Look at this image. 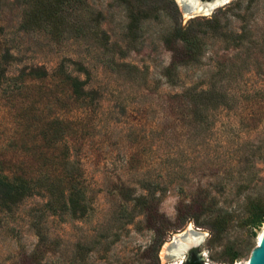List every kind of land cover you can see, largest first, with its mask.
Here are the masks:
<instances>
[{"label": "rangeland", "instance_id": "1", "mask_svg": "<svg viewBox=\"0 0 264 264\" xmlns=\"http://www.w3.org/2000/svg\"><path fill=\"white\" fill-rule=\"evenodd\" d=\"M10 1L0 45L15 49L12 72L64 63L97 96L83 104L56 83L0 94V162L21 169L17 143L38 148L26 165L42 179L30 197L0 207V264H183L194 251L205 264H246L264 228L250 225L258 209L264 214V0H229L199 17L216 16L220 34L204 36L201 63L181 68L175 87L161 39L172 29L166 16L132 43L124 8L86 0L100 19L67 16L54 34L50 26L25 34L22 9ZM192 87L214 89L220 101L197 117L185 106ZM72 160L87 186L76 212L57 185ZM180 236L202 240L172 259Z\"/></svg>", "mask_w": 264, "mask_h": 264}, {"label": "trees", "instance_id": "2", "mask_svg": "<svg viewBox=\"0 0 264 264\" xmlns=\"http://www.w3.org/2000/svg\"><path fill=\"white\" fill-rule=\"evenodd\" d=\"M116 5L125 9L129 22L125 27V36L132 43L143 40L146 35L145 25L151 22H158L166 16L172 22V29L162 36V41L171 53V64L166 70L173 87L177 86L176 78L181 68L197 66L201 63L204 54V36L208 33L212 35L220 34L218 19L195 18L183 25L179 7L174 0H114ZM6 4H11L10 0H0V11ZM13 5V4H11ZM16 8L22 9L20 21V31L31 33L40 30L42 27L50 26L53 34L58 32L65 25L67 16L76 17L79 21H85L95 17L87 6L86 0H17ZM100 15L96 16L100 19ZM80 22L73 26L76 30H83ZM85 24V28H88ZM6 36L4 25L0 23V37ZM0 45V94L12 95L13 98L19 90L32 83H53L62 84L67 87L68 93L72 99L83 104H89L94 101L97 92L91 89L88 81L81 79L69 71L68 66L64 63L54 69H49L44 65H30L20 69L17 74L12 72V66L18 61L14 54V47L8 44V40ZM72 62V61H70ZM76 67L78 63L72 62ZM82 67L76 72L88 74ZM168 77V78H169ZM4 82L11 83L13 87H4ZM54 85L53 88L58 87ZM2 86V87H1ZM219 93L214 89H186L184 97H187L186 108L197 117L202 116L203 109H208L220 101ZM180 99L183 97L179 96ZM20 144V142H18ZM15 148L22 152L23 157L18 160L19 165H24L21 169H6L2 165L7 162H0V207L10 208L22 202L25 198L30 197L37 189L42 186V179L38 176L31 175L27 170V164H31L30 158L38 152V148L28 150L26 145H18ZM24 144V143H22ZM2 152V151H1ZM26 155L29 157L27 158ZM25 156V157H24ZM75 160L65 163L66 177H58V184L61 188L62 196H68V204L73 212L82 207V198L86 195L87 186L81 178L82 172L80 165ZM56 181V182H57ZM47 184L54 185L51 180ZM149 187H154L148 184ZM143 199H146L143 196ZM139 201V200H138ZM67 204V203H64ZM188 219H184L182 224L185 225ZM217 224V233L222 232V228ZM264 224V214L258 209L251 218L250 225L253 229H259ZM183 264H205L197 252H193Z\"/></svg>", "mask_w": 264, "mask_h": 264}, {"label": "water", "instance_id": "3", "mask_svg": "<svg viewBox=\"0 0 264 264\" xmlns=\"http://www.w3.org/2000/svg\"><path fill=\"white\" fill-rule=\"evenodd\" d=\"M181 12L190 20L206 17L207 15L213 13V11L228 3L229 0H177ZM202 240L201 238H197V241L188 244L182 247L179 243H185L187 239L184 240L183 236H180L179 239L173 243V254L170 256L172 259H180L185 256L193 246H197L200 244ZM253 264H264V248L259 247L257 252L253 255Z\"/></svg>", "mask_w": 264, "mask_h": 264}, {"label": "bare ground", "instance_id": "4", "mask_svg": "<svg viewBox=\"0 0 264 264\" xmlns=\"http://www.w3.org/2000/svg\"><path fill=\"white\" fill-rule=\"evenodd\" d=\"M195 241H197V238H192V240L187 239V241L185 243L180 242L179 244L182 247H184V246H186L188 244H191V243H193ZM259 245L264 248V228H263V231L261 232L260 237H259ZM246 264H253V256H252V258L250 260H248V262Z\"/></svg>", "mask_w": 264, "mask_h": 264}]
</instances>
